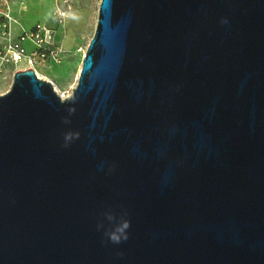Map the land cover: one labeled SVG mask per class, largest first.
<instances>
[{"label": "water", "instance_id": "1", "mask_svg": "<svg viewBox=\"0 0 264 264\" xmlns=\"http://www.w3.org/2000/svg\"><path fill=\"white\" fill-rule=\"evenodd\" d=\"M0 264H264V0H101L71 95L16 69Z\"/></svg>", "mask_w": 264, "mask_h": 264}, {"label": "rangeland", "instance_id": "2", "mask_svg": "<svg viewBox=\"0 0 264 264\" xmlns=\"http://www.w3.org/2000/svg\"><path fill=\"white\" fill-rule=\"evenodd\" d=\"M101 0H74V8L67 20L56 27L52 20L57 0H45L43 6L26 8L25 18L14 15L19 24L17 29L29 30L36 24H48L56 28L55 37L66 49L64 58L60 63L47 61L36 64L39 77L51 80L56 90L65 97L71 95L78 80V72L82 66L84 54L94 35L99 5ZM30 49L31 44L26 42ZM27 64L22 61L18 64H9L0 83V94L6 92L13 82L16 69L25 68Z\"/></svg>", "mask_w": 264, "mask_h": 264}, {"label": "built area", "instance_id": "3", "mask_svg": "<svg viewBox=\"0 0 264 264\" xmlns=\"http://www.w3.org/2000/svg\"><path fill=\"white\" fill-rule=\"evenodd\" d=\"M10 0H0V83L9 64L24 61L27 67L36 72V64L47 61L60 63L66 49L56 39V28L48 24H36L29 30L19 31L17 18L13 16L9 7ZM6 6L2 8L1 6ZM74 8V0H57L52 20L56 27L64 23ZM29 42L32 46H26ZM65 97V96H63Z\"/></svg>", "mask_w": 264, "mask_h": 264}, {"label": "clouds", "instance_id": "4", "mask_svg": "<svg viewBox=\"0 0 264 264\" xmlns=\"http://www.w3.org/2000/svg\"><path fill=\"white\" fill-rule=\"evenodd\" d=\"M227 19H222L221 23H227ZM70 113L74 111V109L69 110ZM65 123H68L69 121L65 119ZM79 133H68L65 135V147H67L68 143L71 142L72 139H78ZM126 215V214H125ZM125 215H122L118 222L117 218L111 213H106L107 219L111 222H114L113 227L105 231L104 235L108 237V239L114 243L119 244L122 241H126L128 239V229L131 226V223L128 219L125 218ZM102 227V225H98V228Z\"/></svg>", "mask_w": 264, "mask_h": 264}, {"label": "crops", "instance_id": "5", "mask_svg": "<svg viewBox=\"0 0 264 264\" xmlns=\"http://www.w3.org/2000/svg\"><path fill=\"white\" fill-rule=\"evenodd\" d=\"M45 3V0H10L9 7L11 10V13L16 15L20 18H25V9L32 7V6H43ZM2 8H6V6H1Z\"/></svg>", "mask_w": 264, "mask_h": 264}, {"label": "bare ground", "instance_id": "6", "mask_svg": "<svg viewBox=\"0 0 264 264\" xmlns=\"http://www.w3.org/2000/svg\"><path fill=\"white\" fill-rule=\"evenodd\" d=\"M81 69V68H80ZM80 69H79V72H80ZM79 72H78V76H79ZM40 75V74H39ZM56 87V86H55ZM63 96H64V94H63Z\"/></svg>", "mask_w": 264, "mask_h": 264}]
</instances>
